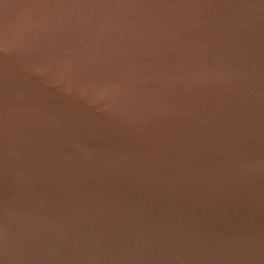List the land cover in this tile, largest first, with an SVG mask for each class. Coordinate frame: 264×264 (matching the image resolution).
I'll return each instance as SVG.
<instances>
[{
	"label": "water",
	"instance_id": "1",
	"mask_svg": "<svg viewBox=\"0 0 264 264\" xmlns=\"http://www.w3.org/2000/svg\"><path fill=\"white\" fill-rule=\"evenodd\" d=\"M0 264H264V0H0Z\"/></svg>",
	"mask_w": 264,
	"mask_h": 264
}]
</instances>
